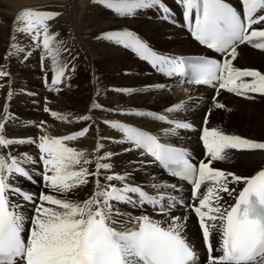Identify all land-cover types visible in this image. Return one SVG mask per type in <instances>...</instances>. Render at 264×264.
I'll return each mask as SVG.
<instances>
[{
  "label": "snow or ice",
  "instance_id": "6c2138e0",
  "mask_svg": "<svg viewBox=\"0 0 264 264\" xmlns=\"http://www.w3.org/2000/svg\"><path fill=\"white\" fill-rule=\"evenodd\" d=\"M94 2L125 20L156 9L164 22L176 23L163 0ZM176 3L183 10L181 27L219 58L164 54L126 26L96 38L147 62L167 79L146 87L165 98L179 88L184 95L178 102L141 111L105 108L93 100L88 114H74L53 110L46 96L44 113L80 127L56 135L47 121L29 122L37 133L26 138L8 135L16 123L10 101L17 94H35L12 88L11 62H27L37 53L44 87L59 95L71 87L75 57L52 31L58 13L25 8L14 18L9 44L0 54V90L7 89L0 105V264H264V168L243 175L216 166L230 160L231 150H264V142L208 126L212 110L226 107L221 90L245 99L264 96V72L233 63L241 45L264 51V0H237V6L228 0ZM209 88L214 94L197 129L184 117L202 103L197 93ZM115 91L131 95L144 89ZM95 110L150 118L167 127L153 133L118 119L98 123ZM101 123L119 136H98L91 151L79 147L90 131L100 132ZM188 131L199 133L198 160L189 147L171 143ZM105 140L119 147L106 150ZM127 154L131 158L117 170L113 158ZM146 166L160 168L175 182L155 175L149 176L152 183L135 182L134 173ZM21 182L39 188L25 190ZM190 217L200 233L203 259L188 239Z\"/></svg>",
  "mask_w": 264,
  "mask_h": 264
},
{
  "label": "bare ground",
  "instance_id": "6f19581e",
  "mask_svg": "<svg viewBox=\"0 0 264 264\" xmlns=\"http://www.w3.org/2000/svg\"><path fill=\"white\" fill-rule=\"evenodd\" d=\"M172 12L176 23L164 22L161 19L160 13L154 9L151 15L140 13L137 17L126 20L124 18L117 19L111 10L104 9L101 5L88 1L86 8V23H79L81 36H83L87 48L91 53L90 64H85L84 61L74 62L75 70L71 78V87H65L59 95L51 92H45L40 86L38 91L37 84L27 82L18 83L21 78V73L16 71L14 66H11L9 71L12 74V88L17 92L20 90H27L33 92L35 95H15L10 101V112L16 120V123L9 128L8 135L11 138H26L34 136L37 133L36 128H32L29 122L38 123L41 120L47 121L50 126L52 134H65L69 130H76L80 127L76 125H65L59 121L53 120L49 114L42 111L44 97H49L52 100L50 107L53 110L61 112H72L74 114H88L93 100L104 105L105 108H119V109H138L157 110L161 109L162 102H178V98L183 97V92L179 88H173V94H168L167 97L157 95L147 85L156 82H163L165 78L162 74L156 73L155 70L147 64V62L140 61L139 58H132L128 53L122 52L118 46L112 45L110 42L99 39L93 40V34L99 35L104 31L119 30L122 26H126L129 30L140 33L143 38L148 37L150 43L164 44V54H181L185 57L201 55L205 53L203 48H200L197 43L187 32L183 24L182 8L176 3V0H163ZM237 6V0H228ZM85 3V2H84ZM5 14L0 11V25H4ZM94 19V20H92ZM80 22V21H79ZM56 27V26H55ZM255 27V26H254ZM59 28V27H58ZM167 44V45H166ZM248 45H241L238 48L237 59L246 65V68H251L264 72V51L258 52ZM158 51L157 49H155ZM83 56V55H82ZM82 60V59H81ZM79 70L85 73L88 70V75H78ZM50 77V73H49ZM247 79V78H245ZM249 79V78H248ZM95 81V82H94ZM170 83H175L170 81ZM122 87H136L144 89V91L135 94L117 93L116 88ZM99 89V95H97ZM43 90V92L41 91ZM7 89L0 90V105L4 103L5 92ZM214 94V90L207 89L199 91L197 95L200 97L202 103L197 109H194L186 114L184 117L189 122H192L198 129L201 125L202 118L205 114L208 98ZM222 97V99H221ZM235 95L221 90V102L225 103V109H213L209 118V127H217L226 134L239 135L243 138L252 139L258 142H264V106L260 105L264 102V96H254V99L246 101H233ZM210 107V105H208ZM218 113V114H217ZM92 115L99 123L103 118L118 119L121 122L132 123L133 126H139L144 130H149L156 133L159 129L167 127V125L152 121L150 118H140L131 115H125L121 112H107L95 110ZM180 118V117H178ZM238 119L240 121H238ZM237 122L240 128L233 126L231 123ZM95 127V126H93ZM198 131L181 132L180 137L172 138L171 143L176 146H186L193 150L196 158H201V145L198 141ZM98 136H112L118 137L119 133L108 126L100 124V132H91L83 138L78 146L86 148L91 151L97 142ZM106 145V150L118 148V145H113L110 141H102ZM27 150L21 148V151ZM234 154L230 160L217 162L216 166L224 170H230L237 174L252 175L255 171L264 168V150H254L249 152H242L231 150ZM131 158V154L114 157L116 165L119 166L121 162H127ZM150 175H155L159 180L164 182H175L172 177L165 174L160 168L156 166H146L145 169L134 173V179L137 183H152L149 179ZM39 179V178H37ZM21 186L25 190L36 192L39 184H31L28 182H21ZM150 193L151 189H146ZM188 239L194 244L195 248L200 252L201 259L204 256V249L200 238L198 227L193 226V218L190 217L188 221ZM217 239L213 240L214 245Z\"/></svg>",
  "mask_w": 264,
  "mask_h": 264
},
{
  "label": "rangeland",
  "instance_id": "374dc122",
  "mask_svg": "<svg viewBox=\"0 0 264 264\" xmlns=\"http://www.w3.org/2000/svg\"><path fill=\"white\" fill-rule=\"evenodd\" d=\"M90 4L91 2L89 3V5ZM88 6H87V0H0V11H2L6 16L5 18L6 22H4L5 26L3 24L0 25V54H3L5 52L6 46L9 44L10 30L12 28L14 18L20 13V11H22L25 8H35V9L50 11L53 13H58L54 21L51 22L54 25L52 31L58 34L57 39H61L65 41L66 46L71 50L70 55L75 57L74 62L84 61L85 64L87 65L90 64V61H94V60L91 59V53L89 52L86 42L83 39L84 37L81 36L80 29L78 27L79 23L81 22L86 23V21H84L85 20L84 18H86V10H87L86 8H88ZM152 10L154 9L144 10L140 13L151 15ZM117 19L120 18L117 17ZM137 34L139 35L140 33L137 32ZM97 36H98L97 34H93V40L94 38L96 39ZM144 39L150 44L151 47H153L154 50L157 49L158 51H163V49L160 48H164L165 43L160 44L155 42V44L152 45L148 40L149 39L148 37H145ZM156 45L159 46L160 48H158ZM247 47L254 49L250 45H248ZM118 48L123 53L126 52L131 57L133 56L132 58H137L133 53L130 52V50H124L121 47ZM254 50L258 52H263L258 49H254ZM64 55L67 56L69 54L64 53ZM233 63L241 68H246V65L243 62L239 61L237 58ZM11 66H14L13 69L21 73L20 75L21 78L18 80V83H22V82L25 83L30 80L31 83L34 82L35 84H37V88L39 87L38 88L39 92H40V86L42 87V89H44L45 92H48L42 83L43 73L41 70L37 53H33L31 58L24 63H19L16 60H13L11 62ZM85 74L88 75V70L85 73H83L82 70H79L78 75L76 76L85 75ZM41 91L43 92V90ZM30 93H34V91ZM226 94L228 95L229 93ZM231 95L234 96V94ZM252 95L256 97L259 94H252ZM238 98L244 101L248 100L243 97H238L235 95L233 101H238ZM260 105L264 106V102H261ZM230 121L233 124V126L240 128V125L237 124V122L235 121L233 122L232 120ZM238 121L240 120L238 119Z\"/></svg>",
  "mask_w": 264,
  "mask_h": 264
}]
</instances>
